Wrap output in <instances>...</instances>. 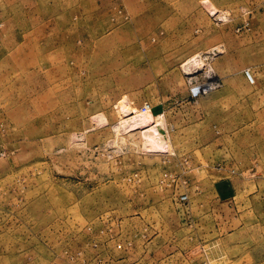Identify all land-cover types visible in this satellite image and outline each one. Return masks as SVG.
Wrapping results in <instances>:
<instances>
[{"label":"rangeland","instance_id":"374dc122","mask_svg":"<svg viewBox=\"0 0 264 264\" xmlns=\"http://www.w3.org/2000/svg\"><path fill=\"white\" fill-rule=\"evenodd\" d=\"M0 264H264V0H0Z\"/></svg>","mask_w":264,"mask_h":264},{"label":"bare ground","instance_id":"6f19581e","mask_svg":"<svg viewBox=\"0 0 264 264\" xmlns=\"http://www.w3.org/2000/svg\"><path fill=\"white\" fill-rule=\"evenodd\" d=\"M217 12H218L217 10L213 11L214 14H216ZM190 59L191 60H188L191 63L190 65L200 64V62L202 61L198 57H194V58H190ZM187 63H189V62H187ZM126 102L123 100L121 107L119 108V109L122 108V110L124 111L123 113H125V112L127 113V111H129L128 105H127L128 103L126 104ZM131 118H132L131 119L132 122H131V125L129 127L137 128V127H140L141 125L146 126V130L144 131V136H146L148 141H149V144L147 147H149L150 149L151 148H159V146L161 145V142L163 140V137L165 136V131H164L165 129L162 125V122H160L158 120L155 121L150 110H142L140 112H137ZM125 122H123L121 125H124Z\"/></svg>","mask_w":264,"mask_h":264},{"label":"built area","instance_id":"2783aa9c","mask_svg":"<svg viewBox=\"0 0 264 264\" xmlns=\"http://www.w3.org/2000/svg\"><path fill=\"white\" fill-rule=\"evenodd\" d=\"M245 77L251 84H254L255 78H254V75L252 74V72L250 70H245ZM209 79H210L209 81L197 86L196 88H194V90L197 93L206 94L209 91L220 87V80H218V78H214V76H212ZM200 90H202V92ZM182 199H184V198H182Z\"/></svg>","mask_w":264,"mask_h":264},{"label":"crops","instance_id":"0c3cea01","mask_svg":"<svg viewBox=\"0 0 264 264\" xmlns=\"http://www.w3.org/2000/svg\"><path fill=\"white\" fill-rule=\"evenodd\" d=\"M218 13H220V14H217V17H219L218 19H219L220 21H222V22H227V21H229L230 18H228V17L225 18L226 21H223V19H221V16H220L222 13H221L220 11H218ZM214 49H215V48H214ZM213 51H214L213 48L208 49L206 52H202V55H208V54H211ZM205 58H210V56H206ZM215 76H217L218 80L221 81V78H220L218 75H215Z\"/></svg>","mask_w":264,"mask_h":264}]
</instances>
